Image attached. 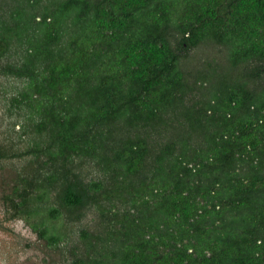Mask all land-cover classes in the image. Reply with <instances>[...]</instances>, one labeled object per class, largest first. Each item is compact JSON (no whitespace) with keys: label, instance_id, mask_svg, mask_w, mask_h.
<instances>
[{"label":"trees","instance_id":"16d2710c","mask_svg":"<svg viewBox=\"0 0 264 264\" xmlns=\"http://www.w3.org/2000/svg\"><path fill=\"white\" fill-rule=\"evenodd\" d=\"M0 99L7 219L69 264H264V0H0Z\"/></svg>","mask_w":264,"mask_h":264},{"label":"rangeland","instance_id":"374dc122","mask_svg":"<svg viewBox=\"0 0 264 264\" xmlns=\"http://www.w3.org/2000/svg\"><path fill=\"white\" fill-rule=\"evenodd\" d=\"M220 49L212 45H202L192 51L183 61V68L189 84H194L198 74H208L210 66L223 63ZM222 70H219L221 72ZM194 94H197L194 91ZM192 93L188 95V100ZM1 100V99H0ZM194 100V97H193ZM0 138L6 137L8 124L15 122V118L6 113L3 102H0ZM9 115V116H8ZM20 165L17 161L0 164V264H69L72 259L69 255V242L61 245L63 248L54 249L47 242L41 240L37 233L24 219H7V204L5 196L13 189V180L16 176L15 168ZM95 216L89 212L82 221L75 223L77 230L95 229ZM96 219V218H95Z\"/></svg>","mask_w":264,"mask_h":264},{"label":"flooded vegetation","instance_id":"af4514ba","mask_svg":"<svg viewBox=\"0 0 264 264\" xmlns=\"http://www.w3.org/2000/svg\"><path fill=\"white\" fill-rule=\"evenodd\" d=\"M112 252L114 253V250H112ZM69 255L71 256L72 261L74 260L76 255L86 256L85 258H87V250H69Z\"/></svg>","mask_w":264,"mask_h":264}]
</instances>
